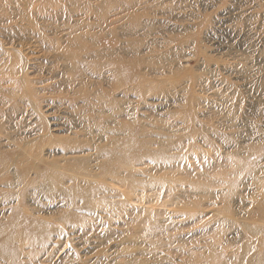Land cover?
I'll list each match as a JSON object with an SVG mask.
<instances>
[{
    "label": "rangeland",
    "instance_id": "obj_1",
    "mask_svg": "<svg viewBox=\"0 0 264 264\" xmlns=\"http://www.w3.org/2000/svg\"><path fill=\"white\" fill-rule=\"evenodd\" d=\"M0 264H264V0H0Z\"/></svg>",
    "mask_w": 264,
    "mask_h": 264
}]
</instances>
